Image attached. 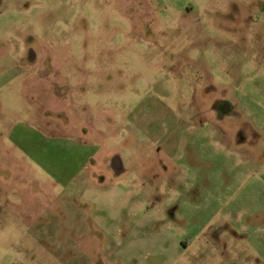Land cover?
Returning <instances> with one entry per match:
<instances>
[{
    "label": "rangeland",
    "instance_id": "obj_1",
    "mask_svg": "<svg viewBox=\"0 0 264 264\" xmlns=\"http://www.w3.org/2000/svg\"><path fill=\"white\" fill-rule=\"evenodd\" d=\"M0 264H264V0H0Z\"/></svg>",
    "mask_w": 264,
    "mask_h": 264
}]
</instances>
